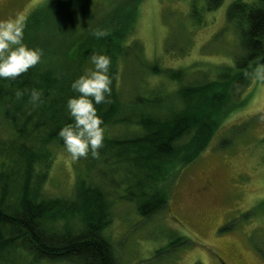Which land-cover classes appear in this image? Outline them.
Listing matches in <instances>:
<instances>
[{
    "label": "trees",
    "instance_id": "16d2710c",
    "mask_svg": "<svg viewBox=\"0 0 264 264\" xmlns=\"http://www.w3.org/2000/svg\"><path fill=\"white\" fill-rule=\"evenodd\" d=\"M59 1L70 2L46 0L18 32L36 27L43 10L54 17L48 9ZM221 1L212 0L208 9ZM257 1L237 0L230 5L227 20L239 26L244 54L216 82L185 86L179 71L141 66L152 75L173 74L179 83V106L172 109L165 107L173 104L172 99L161 92L126 98L115 84L122 61L131 59L125 38L134 33L135 5L131 30L126 29L129 20L116 23L114 14L110 26L81 37L72 51L62 53L63 65L53 60L59 48L42 49L39 55L33 50L22 52L29 48H0V108L16 132L0 149V261L8 251L20 249L34 260L117 264L103 234L109 223L104 190L80 181L72 199L42 193L50 165L48 145L57 142L78 151L80 159L88 157V170L101 172L111 186L126 183L123 198L135 201L140 215L161 211L168 202L170 182L208 147L238 106L237 96L251 75L264 68V0ZM60 3L57 10L63 14L66 8ZM245 21L247 28H240ZM96 69L102 79L93 83L86 75ZM118 126L131 134L110 137L109 129ZM117 167L123 175L120 183ZM75 221L80 222L79 229L72 228ZM56 222H61L62 230L52 229Z\"/></svg>",
    "mask_w": 264,
    "mask_h": 264
},
{
    "label": "rangeland",
    "instance_id": "374dc122",
    "mask_svg": "<svg viewBox=\"0 0 264 264\" xmlns=\"http://www.w3.org/2000/svg\"><path fill=\"white\" fill-rule=\"evenodd\" d=\"M69 1L53 2L48 10L56 14L54 17L43 10L36 27L18 32L46 0H0V48H29L22 52L33 50L38 55L42 49L59 48L53 60L63 65L62 53L72 51L81 37L110 26L114 14L116 23L129 20L126 29L131 30L135 5L134 33L125 38L131 59L122 61L115 84L126 98L161 92L173 101L167 109L179 106V83L173 74L152 75L141 66L153 64L172 73L179 71L183 85L198 86L216 82L244 54L241 30L227 20L228 9L237 0H222L212 10L208 9L212 0H140L137 4L135 0ZM59 3L66 8L63 14L57 10ZM240 28H247L246 21ZM86 76L93 83L102 79L97 69L89 70ZM242 91L237 96L238 106L222 122L208 147L170 182L168 202L156 214L140 215L137 203L123 198L126 183L111 186L101 172L88 170V157L80 159L78 151L57 142L48 145L50 165L42 193L72 199L80 181L104 190L109 223L103 234L117 264H264V68L254 71ZM129 133L123 126L108 131L110 137ZM15 136L13 125L0 108V149ZM116 178L119 183L123 179L121 170ZM59 224L54 223L52 229L62 230ZM72 228L79 229L80 222L75 221ZM0 264L77 263L34 260L18 249L8 251Z\"/></svg>",
    "mask_w": 264,
    "mask_h": 264
}]
</instances>
